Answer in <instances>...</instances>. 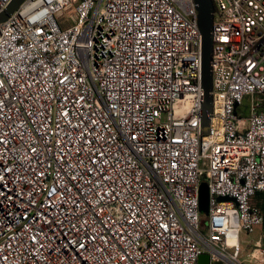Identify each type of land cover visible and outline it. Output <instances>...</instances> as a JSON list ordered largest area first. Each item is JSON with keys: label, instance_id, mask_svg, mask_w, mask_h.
<instances>
[{"label": "built area", "instance_id": "1", "mask_svg": "<svg viewBox=\"0 0 264 264\" xmlns=\"http://www.w3.org/2000/svg\"><path fill=\"white\" fill-rule=\"evenodd\" d=\"M211 1L206 134L194 0H25L0 23V264H251L264 0Z\"/></svg>", "mask_w": 264, "mask_h": 264}, {"label": "water", "instance_id": "2", "mask_svg": "<svg viewBox=\"0 0 264 264\" xmlns=\"http://www.w3.org/2000/svg\"><path fill=\"white\" fill-rule=\"evenodd\" d=\"M25 0H13L7 9L0 14V23L5 22ZM197 10L198 27L202 37V68H201V88H202V122L201 131L206 134L209 126V119L212 112V23L213 4L211 0H194ZM209 192L206 183H201L199 187L200 212L204 215L208 213ZM198 264H209V256L201 254Z\"/></svg>", "mask_w": 264, "mask_h": 264}, {"label": "rangeland", "instance_id": "3", "mask_svg": "<svg viewBox=\"0 0 264 264\" xmlns=\"http://www.w3.org/2000/svg\"><path fill=\"white\" fill-rule=\"evenodd\" d=\"M247 104L248 102L245 101ZM264 212V209H262ZM239 240L242 248L250 250L254 247H262L264 248V225L258 226L254 229L252 234H246L241 232L239 235ZM244 255L240 256V259L243 260Z\"/></svg>", "mask_w": 264, "mask_h": 264}, {"label": "crops", "instance_id": "4", "mask_svg": "<svg viewBox=\"0 0 264 264\" xmlns=\"http://www.w3.org/2000/svg\"><path fill=\"white\" fill-rule=\"evenodd\" d=\"M251 205L260 209L264 215V212L262 209H264V193H259L257 194L256 196H254L252 199H251ZM264 225V224H263ZM243 249V255H244V258H243V261H246V262H249L251 264H256L253 260H250V258L248 257V253H249V250L242 248ZM264 262V261H263ZM262 262V263H263Z\"/></svg>", "mask_w": 264, "mask_h": 264}]
</instances>
